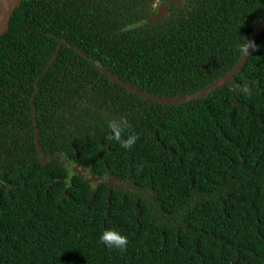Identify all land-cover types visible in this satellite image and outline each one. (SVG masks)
Masks as SVG:
<instances>
[{
	"label": "trees",
	"instance_id": "16d2710c",
	"mask_svg": "<svg viewBox=\"0 0 264 264\" xmlns=\"http://www.w3.org/2000/svg\"><path fill=\"white\" fill-rule=\"evenodd\" d=\"M75 3L51 18L22 0L0 38V264H264V27L204 95L126 86H210L254 32L246 4L262 15L264 0L187 1L127 26L70 21ZM118 117L140 137L131 149L109 139ZM107 228L125 251L100 242Z\"/></svg>",
	"mask_w": 264,
	"mask_h": 264
},
{
	"label": "flooded vegetation",
	"instance_id": "af4514ba",
	"mask_svg": "<svg viewBox=\"0 0 264 264\" xmlns=\"http://www.w3.org/2000/svg\"><path fill=\"white\" fill-rule=\"evenodd\" d=\"M75 1H76L75 11L73 14L71 13L69 14L70 21L74 20V18H76L78 21L85 20L84 17L87 16V11L91 10L92 12H94V14H91L92 18L97 16V17H101L104 23H108L110 25H120V26L126 25L127 26V25H130L128 22L129 17H131L133 21H137V23L138 22L144 23L145 18L153 15L160 5L167 3V2H169L170 7L168 8V10L166 11L164 15L168 14L174 9H179L181 4L187 1L189 2L191 1L192 3H194L195 1L204 3L209 0H72V2H75ZM243 1L245 3L247 1L249 2L250 0H243ZM65 2L66 0H46L45 6L47 8L46 9L47 15L51 16L52 18L56 15V13H54L55 10H60L61 12L63 10L68 11V8L65 6ZM246 5L247 6L245 7L247 8L251 7L253 9H256V13L253 15V17L244 21L245 26L247 28L246 32L248 34L251 30V26L254 25L253 34L248 35L249 36L248 39L251 41L253 35L256 32V28L258 27V25L261 23V21L264 18V13L262 15L261 14L257 15V8H255V6H252L250 3ZM261 6L264 7V3ZM145 11L148 12L146 16H144ZM59 15H63V14L59 13ZM116 15L120 17L118 20L115 19ZM115 20L117 22H115ZM23 134H26V133H23ZM37 138H38V135H36V139ZM37 149H38L39 157L41 159L52 158V157L57 156L56 153L52 155L49 152H46V150L42 148H37ZM59 159H60L61 165L72 166L74 168L72 169L73 171H76L78 166H80L76 164L70 157H67L66 155H63V157H60ZM82 169H78V170L81 171ZM108 181L112 183L114 186H118L120 183V180L117 178H109L106 180V182Z\"/></svg>",
	"mask_w": 264,
	"mask_h": 264
},
{
	"label": "water",
	"instance_id": "95a60500",
	"mask_svg": "<svg viewBox=\"0 0 264 264\" xmlns=\"http://www.w3.org/2000/svg\"><path fill=\"white\" fill-rule=\"evenodd\" d=\"M21 2H22V0H0V38L9 29L10 20H11L12 15L14 14V10L21 4ZM169 7H170L169 2L160 5L153 15L144 19V22L149 23V22H152V21L159 19L160 17H162L166 13V11L168 10ZM263 27H264V18L261 21V23L258 25V27L256 28V32L253 35L251 41H253L255 43V41H256L257 37L259 36ZM251 50H252V47L250 46L248 51L243 54L241 60L238 61L236 66L234 68H232V70L230 72H228L222 78L218 79L216 82H214L210 86L204 88L203 90H200L197 93H191V94H188L185 96H180V97L157 96L154 94H147L144 91H142L141 89L130 86L129 84H126V86L129 87L132 91H135V92H137V93H139V94H141L147 98H150V99L160 100V101H164V102L185 101V100H188L190 98L195 97L196 95H204L208 92L209 89L223 85L230 77L233 76V74L238 69L241 68L247 54ZM103 71L108 73V71L105 68H103ZM111 77L114 78L116 81L121 82L120 79L118 77H116L115 75H111ZM79 174H81L82 177H84L88 181H96V180H99L101 178V176L96 175L93 172H91V170L89 168H83L81 171H79Z\"/></svg>",
	"mask_w": 264,
	"mask_h": 264
},
{
	"label": "clouds",
	"instance_id": "9594fccd",
	"mask_svg": "<svg viewBox=\"0 0 264 264\" xmlns=\"http://www.w3.org/2000/svg\"><path fill=\"white\" fill-rule=\"evenodd\" d=\"M250 46L252 48L256 47L253 41L244 38L240 51L244 54L248 51ZM239 90L246 95H250L252 91L251 87L247 84L242 85ZM107 126L111 132L109 139L120 143L121 147L125 149H131L140 139L135 132L130 131L131 125L126 117L112 118L108 121ZM125 133H127V135H125ZM100 242L110 249L125 251L128 245V237L121 234L116 228H107L101 233Z\"/></svg>",
	"mask_w": 264,
	"mask_h": 264
},
{
	"label": "rangeland",
	"instance_id": "374dc122",
	"mask_svg": "<svg viewBox=\"0 0 264 264\" xmlns=\"http://www.w3.org/2000/svg\"><path fill=\"white\" fill-rule=\"evenodd\" d=\"M70 167V169H74L72 166H69Z\"/></svg>",
	"mask_w": 264,
	"mask_h": 264
}]
</instances>
